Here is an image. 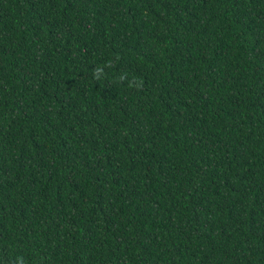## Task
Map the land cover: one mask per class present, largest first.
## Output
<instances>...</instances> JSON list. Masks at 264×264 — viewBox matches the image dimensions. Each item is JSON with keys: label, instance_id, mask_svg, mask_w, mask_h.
<instances>
[{"label": "trees", "instance_id": "obj_1", "mask_svg": "<svg viewBox=\"0 0 264 264\" xmlns=\"http://www.w3.org/2000/svg\"><path fill=\"white\" fill-rule=\"evenodd\" d=\"M0 264H264V0H0Z\"/></svg>", "mask_w": 264, "mask_h": 264}]
</instances>
